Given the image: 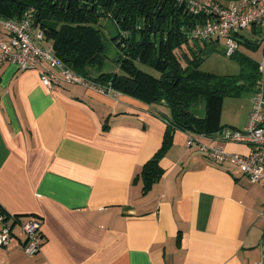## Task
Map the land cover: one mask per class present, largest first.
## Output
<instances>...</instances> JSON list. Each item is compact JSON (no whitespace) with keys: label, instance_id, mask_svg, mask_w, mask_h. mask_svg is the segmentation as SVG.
<instances>
[{"label":"crops","instance_id":"1","mask_svg":"<svg viewBox=\"0 0 264 264\" xmlns=\"http://www.w3.org/2000/svg\"><path fill=\"white\" fill-rule=\"evenodd\" d=\"M236 37L227 73L202 68L216 52L225 54L216 41L205 45L200 69L245 81L255 74L264 25ZM7 39L0 23V44ZM245 91L229 107L226 99L235 97L222 100L210 115L213 132L195 133L201 142L250 152L249 143L223 134L246 127L254 91ZM225 108L232 113L224 115ZM170 112L120 91L48 87L39 69L1 61L0 205L16 220H8L13 237L0 248V264H264V184L189 147L187 132H173L164 173L146 187L142 169L162 146ZM30 218L42 225L34 255L21 230Z\"/></svg>","mask_w":264,"mask_h":264},{"label":"trees","instance_id":"2","mask_svg":"<svg viewBox=\"0 0 264 264\" xmlns=\"http://www.w3.org/2000/svg\"><path fill=\"white\" fill-rule=\"evenodd\" d=\"M29 7L35 8L34 23L43 29L55 54L78 74L146 102L165 101L171 109L162 146L142 169L146 187L164 173L161 160L175 130L212 133L210 115L222 100L240 95L243 89L255 90L258 68L247 82L200 69L201 52L214 40L191 35L205 16L191 13L187 0H0V16L20 20ZM105 18L117 28L111 40L118 69L108 66ZM194 105L204 109L203 117L191 112ZM0 214H7L1 205Z\"/></svg>","mask_w":264,"mask_h":264},{"label":"built area","instance_id":"3","mask_svg":"<svg viewBox=\"0 0 264 264\" xmlns=\"http://www.w3.org/2000/svg\"><path fill=\"white\" fill-rule=\"evenodd\" d=\"M183 1V0H181ZM187 9L193 14L203 13L191 35L203 40H214L225 49L227 57L238 51L237 33L255 25H264V0H229L227 4L212 0H187ZM35 8L29 7L20 20L0 16V23L8 39L1 42L0 62L9 61L22 70L39 69L42 83L52 87L61 84H80L107 94H116L111 86L98 85L78 74L56 54L40 26L35 25ZM259 78L252 97V110L243 130L228 129L224 138L246 142L251 146L248 154L233 153L218 144L201 142L195 133H188L187 144L195 147L210 161L232 163L240 167L252 182L264 184V56L258 66ZM14 216L0 214V248L9 245L13 231L8 220ZM41 221L30 218L21 223L26 241L24 248L30 255L42 246Z\"/></svg>","mask_w":264,"mask_h":264},{"label":"rangeland","instance_id":"4","mask_svg":"<svg viewBox=\"0 0 264 264\" xmlns=\"http://www.w3.org/2000/svg\"><path fill=\"white\" fill-rule=\"evenodd\" d=\"M103 25L102 28L105 31L106 34V39H107V46H108V50H109V57L111 58V61L109 62V68L110 69H118V65H116L114 62L115 60H117L114 56L117 54L116 52V47L113 45V41L111 40V38L113 36L117 35V29L114 26V23L112 21H109V19L105 18L103 20ZM226 61H236V59L233 58H228L226 57V55L224 54V52L218 51L216 52L214 55L210 56L207 60H205V62L202 65V68L206 71H217V73H227L228 67L226 65ZM141 67H143L145 70L153 72L154 74L156 73L150 66L147 65H141ZM233 78L238 79L239 76H234ZM246 91L244 92V96H249L252 95V89H245ZM230 97L226 99V106L229 107V102H236V100H240L239 98H236V96ZM243 98V97H242ZM245 100V99H244ZM234 104V103H233ZM232 113L231 108L224 109V115H230ZM171 114V112H170Z\"/></svg>","mask_w":264,"mask_h":264},{"label":"water","instance_id":"5","mask_svg":"<svg viewBox=\"0 0 264 264\" xmlns=\"http://www.w3.org/2000/svg\"><path fill=\"white\" fill-rule=\"evenodd\" d=\"M161 103H163V104H165V105L167 104L165 101H162ZM191 112H192L193 114H195V115L200 116V117H203L204 114H205L204 110H202V109L199 108V107H196V105L193 106V109L191 110Z\"/></svg>","mask_w":264,"mask_h":264}]
</instances>
